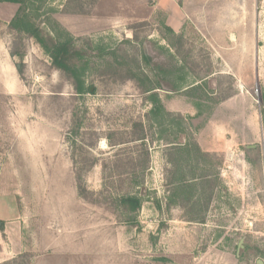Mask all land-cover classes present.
I'll list each match as a JSON object with an SVG mask.
<instances>
[{"label": "rangeland", "instance_id": "1", "mask_svg": "<svg viewBox=\"0 0 264 264\" xmlns=\"http://www.w3.org/2000/svg\"><path fill=\"white\" fill-rule=\"evenodd\" d=\"M18 9L0 3V192L27 255L14 264H187L164 220L191 154L217 176L215 264H264V0H182L179 37L157 0H26L35 26L83 54L81 94L10 27Z\"/></svg>", "mask_w": 264, "mask_h": 264}, {"label": "crops", "instance_id": "2", "mask_svg": "<svg viewBox=\"0 0 264 264\" xmlns=\"http://www.w3.org/2000/svg\"><path fill=\"white\" fill-rule=\"evenodd\" d=\"M181 2L182 0H157V6L167 13L166 22L168 23L167 27L172 32L171 35L178 33L181 28L182 17L185 16V13L180 10ZM169 23L176 25V30L175 28L173 29ZM176 36L178 35L176 34ZM236 39L238 40V37L235 38L233 36L230 41L235 42ZM183 146L180 145L184 151L186 150L185 153L189 154L190 150L187 149L188 147L190 148V146L186 148ZM195 147L199 155L203 154L206 156V154L209 155L210 152L215 153L214 151H205L201 149L200 146ZM194 158L192 154L187 158H182L183 165H186V167L188 166V169L192 168V173H178L180 177H177V181L174 184L177 188L174 193V198L176 197L175 209L177 213H179V216L174 219L172 217L165 218L164 221L170 226L173 225L179 228V232L176 233L178 234L176 238L178 239L177 249L179 252L177 251L176 253H179L182 258H186L185 261L187 264H215L226 258V254L221 251L223 247L219 246L221 239L217 240L215 231L209 230L210 227L215 229V225H212L208 215L219 193L215 184L217 176H211L210 173H213L204 170L203 166L197 165L200 168L196 170L194 168L196 166L193 165ZM190 165L192 167H189ZM146 167H144V169H146ZM129 172H126L124 175L128 176ZM206 187H209V191L205 189ZM198 199L202 201L204 204L203 209L206 211L204 216H201L200 219H197L194 210H191L193 207L192 204L194 202L196 203ZM203 209H201L202 212ZM17 219L18 216L14 200L0 192V264L21 255L22 251L18 249V244L20 242V224ZM238 243H240V240ZM197 247L202 248L198 251ZM217 252L218 254L220 252L223 254L218 255ZM232 258L236 261L232 262L231 260L229 264H237V257L235 256Z\"/></svg>", "mask_w": 264, "mask_h": 264}, {"label": "trees", "instance_id": "3", "mask_svg": "<svg viewBox=\"0 0 264 264\" xmlns=\"http://www.w3.org/2000/svg\"><path fill=\"white\" fill-rule=\"evenodd\" d=\"M0 3H8L15 4L19 6L12 22L10 23V27L15 29L17 33H24L29 38H32L37 45L47 54L49 59L51 60V67L55 68V70L60 71L64 74L68 80L70 81L74 91L76 94H81L82 92V81L77 76L76 69V60L82 57V53L75 49L70 41L60 43L54 39H52L48 34H45L40 28L35 26L32 21L24 14V6L26 0H0ZM169 33L172 32L168 29ZM180 40V38H179ZM12 57H18L19 59L24 56L21 52L15 51L10 54ZM18 74L21 76L23 72V64L19 62L16 65ZM161 89V88H160ZM154 88L147 89L143 91V93L151 92ZM152 97H155V94L152 93ZM154 101V100H153ZM154 112V111H152ZM134 128L138 127L137 124L133 126ZM146 138L137 137L131 140L128 143H144ZM187 146H190L187 144ZM148 162V160H147ZM147 166V163H146ZM144 168V167H143ZM77 188L79 191V195H83V189L81 188V184L79 183V179L77 178ZM122 205L125 209H129L132 212H136L140 208L139 200L136 198H126L121 200ZM26 254H21L7 262L5 264H14L17 260L25 258Z\"/></svg>", "mask_w": 264, "mask_h": 264}]
</instances>
